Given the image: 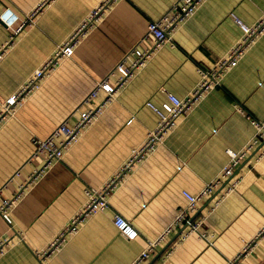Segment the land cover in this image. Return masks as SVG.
I'll return each mask as SVG.
<instances>
[{"label":"crops","instance_id":"crops-1","mask_svg":"<svg viewBox=\"0 0 264 264\" xmlns=\"http://www.w3.org/2000/svg\"><path fill=\"white\" fill-rule=\"evenodd\" d=\"M100 1L0 0V11L7 7L18 18L38 6L30 24L14 35V44L0 58V103ZM173 2H113L73 54L58 62L12 116L0 119V201L12 199L10 222L0 216V238L10 240L0 264H129L186 203L182 190L198 191L225 164L227 148L237 151L250 140V117L264 120L263 31L224 72L219 85L180 116L165 139L133 166L112 190L109 207L90 215L74 234H66L46 260L35 254L82 207L84 187L100 186L110 178L155 126L157 116L146 102L160 106L166 92L186 96L199 80L198 67H212L238 40L241 29L229 13L251 24L264 10V0H205L172 30L170 40L156 49L61 159L29 179L40 164L30 157V138L46 136L63 120L74 123L79 109L99 102L102 91L89 103L83 99L128 50L151 43L144 37L147 22ZM9 32L0 23V43ZM19 183L25 185L21 190ZM113 211L134 225L136 238L127 239L118 231ZM204 214L201 229L213 245L195 233L180 241L183 226H174L138 264H224L233 256L264 222V138L231 176L202 198L195 215ZM240 264H264V235Z\"/></svg>","mask_w":264,"mask_h":264},{"label":"built area","instance_id":"built-area-1","mask_svg":"<svg viewBox=\"0 0 264 264\" xmlns=\"http://www.w3.org/2000/svg\"><path fill=\"white\" fill-rule=\"evenodd\" d=\"M115 1L116 0H101L86 17L79 22L67 38L61 44H58L49 56L41 60L38 66L32 70L16 90L0 103V119L12 116L17 105L20 104L30 92L38 88L40 82L53 71L58 62L63 57H70L73 54L75 45L79 42L81 37L97 23L101 15ZM204 1L205 0H175V2H173V4L159 17L149 20L147 22L144 37L150 38L151 43L145 47L134 46L128 50L115 67L110 70L104 78L97 81L83 99L85 103H89L98 95L99 91H102L105 95L99 102L94 105H89L84 109H79V116L74 123L69 124L66 120H63L50 130L46 136L42 138L32 136L30 138L33 145L30 157L38 158L40 164L30 173L29 179L41 173L50 164L61 159L70 145L79 138L83 129L101 114L104 106L116 96L156 49L170 40L172 30L188 19ZM37 8L38 6H35L31 10L25 12L22 18H18L7 7L0 11V23L6 28H9L10 31L7 38L0 43V58L14 44V35L25 25L30 24L32 15ZM229 15L241 29V35L238 40L212 67H198L199 80L186 96L178 97L173 93L166 92V99L160 106H156L151 101L146 102L147 106L151 108L157 116L155 126L148 130L141 144L132 148L126 160H124L110 178L100 186L86 185L84 187L83 193L85 198L82 207L63 226L57 236L50 240L44 248L35 251V254L40 257L42 261L46 260L50 254L54 253L55 250L62 245L66 234H74L90 215L109 207V196L112 190L127 176L133 166L152 152L156 145L165 139L177 125L180 116L186 114L206 93L219 85L224 72L236 64L246 48L264 31V10L259 18L251 24L243 22L234 12H230ZM250 122L254 126V133L250 140L237 151L227 148L226 153L228 158L225 164L213 178L204 182L203 186L198 191L191 193L188 190H182V194L186 198V203L178 207L170 223L155 239L146 241L145 246L141 249L138 256L129 264H138L143 258L147 257L150 250L173 230L174 226H183L179 239L180 241L187 238L190 234L195 233L199 238H203L208 244L213 245V240L208 239L207 233L201 229L206 214L198 216L195 214L202 198L212 193L222 183L223 179L231 176L236 164L241 161L255 143L264 138V120H257L250 117ZM15 173L17 172L15 171ZM237 182L238 180L227 187L226 192L220 195L213 206L210 207V210L215 208L221 198L224 197L226 193L230 192ZM24 186V184L19 183V190ZM11 202L12 199L6 198H2L0 201V216L7 223L10 222L8 208ZM112 223L127 239H134L138 236V232L134 225L116 211L112 212ZM262 235H264V222L251 238L243 242L239 250L233 256L225 258L224 264H240L241 258L252 250L253 246ZM9 243V239L0 238V254ZM172 251L173 248H170L167 252V256H169Z\"/></svg>","mask_w":264,"mask_h":264}]
</instances>
